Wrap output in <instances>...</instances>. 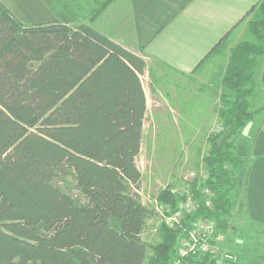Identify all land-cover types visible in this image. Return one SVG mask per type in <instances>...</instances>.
Instances as JSON below:
<instances>
[{
    "label": "trees",
    "instance_id": "16d2710c",
    "mask_svg": "<svg viewBox=\"0 0 264 264\" xmlns=\"http://www.w3.org/2000/svg\"><path fill=\"white\" fill-rule=\"evenodd\" d=\"M44 1L66 17L25 23L0 0V264H144L147 258L173 264L181 238L200 218L228 227L236 182L229 164L243 163L232 138L255 113L249 100L264 56V0L254 5L261 16L248 23L258 42L231 48L222 78L230 93L221 96L222 130L210 135L203 182L211 204L202 202L173 224L164 221L153 255L142 238L151 211L141 200L136 163L147 111L146 61L78 22L84 0ZM110 1H101V9ZM191 189L203 199L197 180ZM158 199L176 204L171 185ZM197 264H209V255Z\"/></svg>",
    "mask_w": 264,
    "mask_h": 264
},
{
    "label": "rangeland",
    "instance_id": "374dc122",
    "mask_svg": "<svg viewBox=\"0 0 264 264\" xmlns=\"http://www.w3.org/2000/svg\"><path fill=\"white\" fill-rule=\"evenodd\" d=\"M113 2L114 0H111L101 9L100 0H85L82 12L84 18L78 22L88 24V20L93 18L91 21L94 22V19L100 18V23L104 26L121 25L126 16L116 15L120 11L115 8ZM257 13L260 17L261 13L258 10ZM252 15L253 12L240 25V30L236 31L235 35H227L212 51L214 53L212 57L193 74L179 76L160 64L149 65L144 74H141L147 96V111L141 150L136 163L141 171L139 189L141 200L151 211L142 232V238L150 245L148 249L150 255L154 253L151 245L161 240L160 228L165 217L177 212L181 203L189 199L195 200H192L193 206L186 209L182 218L194 214L202 202L206 204L209 201L211 204L209 200L211 195L209 199L206 197L209 189L203 182L209 174L206 160L211 148L210 135L222 130V120L219 116L221 96L223 93H230L223 86L222 78L231 47L245 40L258 42L249 31V27L244 28L243 25ZM159 65L161 67H158ZM263 67L264 56L260 58L256 77H259ZM249 103L251 110L255 112L254 116L232 138L234 141L232 151L243 163L237 168L229 164L234 171L236 182L230 193L231 213L225 217L228 227L222 229L216 220L212 219L215 222L212 233H222L223 238L214 242L207 253L196 256L199 257L194 259L196 263L192 261L190 264H197L207 254L209 264H224L228 259L226 254L231 255L230 259L240 264H264V221L254 217L247 206L246 195L247 174L254 157L251 151L255 124L253 118L264 110L261 92L256 89ZM195 180L197 188L202 193V200L196 199L191 189V183ZM169 185L176 201L175 205H170L171 209L158 199L159 194ZM164 208L170 210L169 214L165 215ZM258 212L264 216L262 211ZM181 219L176 218L175 221ZM172 259L173 262L175 256ZM144 264H151L150 259L147 258Z\"/></svg>",
    "mask_w": 264,
    "mask_h": 264
},
{
    "label": "crops",
    "instance_id": "0c3cea01",
    "mask_svg": "<svg viewBox=\"0 0 264 264\" xmlns=\"http://www.w3.org/2000/svg\"><path fill=\"white\" fill-rule=\"evenodd\" d=\"M1 1L25 23L66 17L60 7L55 5L54 10L44 0ZM260 1L114 0L115 8L120 11L116 15L126 16L121 25L104 26L100 18L94 19V22L92 18L88 24L141 55L146 61V69L151 64H160L179 76H186L198 71L212 57V49L220 39L226 35H235L252 12L254 15L248 21L259 17L258 8H254V5ZM110 6L113 9L112 3ZM248 21L243 24L244 28L248 27ZM259 62L260 58L254 79L256 89L261 92L264 100V67L259 77H256ZM253 120L251 151L254 157L247 174V206L255 218L264 221V216L258 212L260 210L264 213V110Z\"/></svg>",
    "mask_w": 264,
    "mask_h": 264
},
{
    "label": "built area",
    "instance_id": "2783aa9c",
    "mask_svg": "<svg viewBox=\"0 0 264 264\" xmlns=\"http://www.w3.org/2000/svg\"><path fill=\"white\" fill-rule=\"evenodd\" d=\"M208 193V194H207ZM211 195V192H206V197ZM193 199H189L183 203L180 204L179 209L177 212L173 215H168L165 217L166 223L170 224L171 222L175 223L176 218H182L183 213L186 211V209H190L193 206ZM210 200V199H209ZM206 204L209 206V201L206 202ZM180 221V220H178ZM215 227V222L212 220V218L204 217L200 218L198 222H196V225L191 228L187 234L181 238L175 259L173 261V264H183V260L185 258L190 256H197L200 254H205L209 251V248L214 244V242H217L220 240V238H223V234H217L216 232H213V228ZM216 236V238H215ZM215 238V241H214ZM226 257L228 259L232 258L231 255L226 254Z\"/></svg>",
    "mask_w": 264,
    "mask_h": 264
}]
</instances>
